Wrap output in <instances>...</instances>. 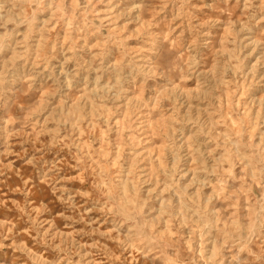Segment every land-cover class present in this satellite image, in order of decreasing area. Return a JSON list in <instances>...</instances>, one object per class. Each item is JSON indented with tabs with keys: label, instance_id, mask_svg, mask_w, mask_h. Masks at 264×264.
<instances>
[{
	"label": "clouds",
	"instance_id": "clouds-1",
	"mask_svg": "<svg viewBox=\"0 0 264 264\" xmlns=\"http://www.w3.org/2000/svg\"><path fill=\"white\" fill-rule=\"evenodd\" d=\"M29 3L64 35L37 86L49 37L0 0V68L33 73L6 100L0 72V264H264V51L229 75L202 46L218 14L264 25V0Z\"/></svg>",
	"mask_w": 264,
	"mask_h": 264
},
{
	"label": "rangeland",
	"instance_id": "rangeland-1",
	"mask_svg": "<svg viewBox=\"0 0 264 264\" xmlns=\"http://www.w3.org/2000/svg\"><path fill=\"white\" fill-rule=\"evenodd\" d=\"M216 2L219 4L222 3L223 0H216ZM242 3L243 0H241V4ZM232 4L235 5V0H232ZM17 12L20 14L21 19L25 21L20 28L21 32L30 34V36L36 40H39L42 33L49 37L45 43L40 45L37 50V55L34 57L41 65L37 69V71L41 73V75L37 78V86L44 84V86L47 87L53 83V81L48 79V77L52 76L53 73L59 75V68L57 66L58 58L52 59L47 55V52L48 47L53 44V41L58 37V35L61 38L63 37L64 34L61 31V25H58L55 21H53L52 24L48 25V28L51 29V31L48 32L45 29L44 21L52 18V11H39L37 10L36 4L29 3V0H19ZM242 12L243 8L241 7L237 8L232 13L218 14L217 18L221 20V27L218 31H214L211 36L205 37L202 41L203 47L206 49H212L213 56L210 67L213 71L219 74L230 75L229 70L231 65L228 63V59L233 53L240 55L241 59H244L252 48L256 49L255 56H258L260 52L264 51V43H262V41H264V34H262L264 33V25H260L259 28H256L254 20L246 19L245 23L247 26L240 23L235 24L234 28H229L227 26L229 16L233 21H236L241 18ZM233 39H235L234 44L232 43ZM69 55H71V53H69ZM255 56L245 60V67H247L250 60L254 59ZM45 61H47V63H45ZM23 64L24 61H19L15 67H9L7 69L0 68V72L5 74V78L9 82L5 85L6 88H9L8 94L5 97L6 100L12 98L16 90L21 87L20 80L22 77L33 74L31 71V62H29L28 68L22 67ZM73 66L74 64L69 67L71 68ZM45 68L47 70H45ZM193 86L194 85L190 82V87ZM261 93H264V81H260V83L250 91L249 98L256 99ZM226 103L230 108L232 104L231 92L228 94ZM193 115H195V113ZM220 127L224 128V125L221 124ZM260 131L264 132V129H260ZM160 147L162 151L166 150L163 144H161ZM206 191L210 192L209 189H206ZM193 219L198 218L193 217Z\"/></svg>",
	"mask_w": 264,
	"mask_h": 264
}]
</instances>
